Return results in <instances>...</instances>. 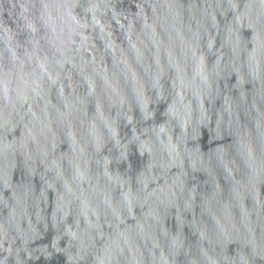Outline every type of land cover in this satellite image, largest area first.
<instances>
[{"label": "clouds", "instance_id": "clouds-1", "mask_svg": "<svg viewBox=\"0 0 264 264\" xmlns=\"http://www.w3.org/2000/svg\"><path fill=\"white\" fill-rule=\"evenodd\" d=\"M59 257L264 264V0H0V264Z\"/></svg>", "mask_w": 264, "mask_h": 264}, {"label": "water", "instance_id": "water-1", "mask_svg": "<svg viewBox=\"0 0 264 264\" xmlns=\"http://www.w3.org/2000/svg\"><path fill=\"white\" fill-rule=\"evenodd\" d=\"M50 239H51V237H48L42 243H50ZM51 264H64L63 258L62 257H59L56 260H54L53 262H51Z\"/></svg>", "mask_w": 264, "mask_h": 264}]
</instances>
